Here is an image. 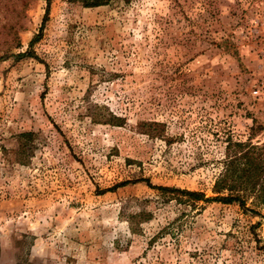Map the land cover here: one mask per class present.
Here are the masks:
<instances>
[{"label":"rangeland","instance_id":"1","mask_svg":"<svg viewBox=\"0 0 264 264\" xmlns=\"http://www.w3.org/2000/svg\"><path fill=\"white\" fill-rule=\"evenodd\" d=\"M239 143L264 145V0H0V264H264V194L148 185L214 197Z\"/></svg>","mask_w":264,"mask_h":264},{"label":"trees","instance_id":"2","mask_svg":"<svg viewBox=\"0 0 264 264\" xmlns=\"http://www.w3.org/2000/svg\"><path fill=\"white\" fill-rule=\"evenodd\" d=\"M112 0H70L73 3H82L86 8L107 5ZM128 1V0H125ZM50 0H48V3ZM49 13V6L47 9ZM25 55V54H22ZM32 134H22L29 137ZM28 143L23 144L22 153L27 155ZM235 149L227 152L226 168L216 181L214 197H207L205 193L176 187H153L165 202H176L179 205L189 206L196 210L199 203L220 202L223 204H238L248 210L247 201L259 198L264 194V145L235 144Z\"/></svg>","mask_w":264,"mask_h":264},{"label":"built area","instance_id":"3","mask_svg":"<svg viewBox=\"0 0 264 264\" xmlns=\"http://www.w3.org/2000/svg\"><path fill=\"white\" fill-rule=\"evenodd\" d=\"M256 93H258V92H256Z\"/></svg>","mask_w":264,"mask_h":264}]
</instances>
